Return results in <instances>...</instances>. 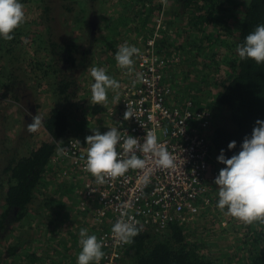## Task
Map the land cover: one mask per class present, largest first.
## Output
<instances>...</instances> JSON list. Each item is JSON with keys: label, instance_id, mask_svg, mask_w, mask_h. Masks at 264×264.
<instances>
[{"label": "trees", "instance_id": "trees-1", "mask_svg": "<svg viewBox=\"0 0 264 264\" xmlns=\"http://www.w3.org/2000/svg\"><path fill=\"white\" fill-rule=\"evenodd\" d=\"M163 1H118V11L113 12L103 20L104 26L107 27L106 34L83 36L88 28L80 22L72 30L80 31V40L84 43L82 44L81 41V43L78 42L73 45L70 40H55L51 28L46 27L43 35L38 34L36 30H31L33 26L36 25L37 27L42 15L47 18L46 21L50 20L49 14L52 8L47 5L46 0H21L24 5L26 21L14 31L13 38L8 45L5 43V39L0 38V57L4 58L3 50L9 55L11 51L5 47L14 46V39H18L21 35L33 42L36 48L34 55L42 50L49 53L51 60L46 66V71L43 68L44 63L38 62L39 66L35 65L37 74L34 75L35 79L31 80L33 83L37 82L36 86L38 87H42L44 82L48 83L49 93L51 94L49 95L54 98L55 102H58L57 106H54L43 119L42 125L45 135L55 140H64L72 133L84 132L86 125L83 120L72 126L75 122H71L70 118L73 120L74 116L69 118L70 113L66 109L68 107L64 105H66V102L71 103V99L75 97L74 92H69V90L75 91V88H72V86H75V81L66 74H62L59 65L70 64L75 66L79 64L80 67L87 68L88 71H92L93 68H102L108 75L113 76L116 72L117 78L120 77L121 74L116 70L118 64L115 59L119 47L125 44L138 47L147 37L156 34L157 19L163 16L162 8H160ZM169 1L176 8L174 7L175 9L171 10V12L174 11V14H172L173 20L165 18L162 22L164 28L161 32L158 30L161 34L159 32L156 34V37L163 36L159 47L164 54L173 55L179 51L180 47L171 48V46L174 47L177 44L174 39L175 35L172 33L182 36L180 39H183V43L188 41L192 35L199 37L193 39V41L199 40L200 42L195 41L188 46L189 52H195L194 56L192 58L185 57L183 60L178 58L179 61L176 64H185L183 65L185 68H187V65L199 67L200 70L196 74H198L197 79L201 80V83L207 79L203 75L205 71L209 70L213 60L220 56L219 50L232 47L227 41L231 38L236 40V43H232L233 47H237V45L243 43L244 38L257 25L264 24V0H248L242 7L240 18L230 14L229 8L233 2L232 0ZM101 9L104 10V8ZM178 10L181 12H178ZM30 15L34 18H31ZM231 20L236 24L233 31L228 26ZM175 23H179L180 26L173 27ZM72 30L68 36L71 37V40L74 37ZM222 32L227 36H223ZM231 35L232 37L229 38ZM197 42L199 44L195 45ZM100 59H103V62ZM197 60L201 62H197ZM90 62H94L93 67L88 66ZM222 62L228 65L231 75L227 80L219 83L215 82L217 92L213 104L208 105L210 110L207 109L211 113L220 109L225 114L223 120L227 125L214 123V116L212 115L210 129L215 154V167L219 169L225 167V165L217 162L220 150L224 149L226 157L230 158L240 150L243 139L250 136L255 121L257 119L264 120V64L257 65L252 60L242 61L238 53L236 55L235 53L225 55L221 59ZM176 64H173L170 68H173ZM3 69L0 68V90L5 89L8 85L3 82ZM91 80L94 83L92 76ZM171 88H174V85H171ZM173 94L177 98V92L173 91ZM195 96V94H190L187 99H192L196 108L205 109ZM179 99L185 100L181 98L177 100ZM231 141H236L237 147L229 151L227 145ZM54 151L55 146L52 143L43 141L35 148L27 150L26 153H11L4 158L0 167V174L5 176L4 179L6 178V180H0V200L3 202L0 211V242L4 235L7 234L8 236L10 234V231L7 230L10 221L21 222L23 219H33V216L37 215L39 217L36 220L38 224L44 223L45 227H53L59 217H64L63 214L67 206L61 199L63 197L66 199L73 197L72 186L63 188L64 179L62 178L59 179L56 185L58 187L55 194L46 192L50 187L55 186H51L49 183V187L48 183L45 182L47 174L50 173L49 165ZM207 196H209V193ZM190 223L172 224L162 234L153 233L152 230L141 232L134 239V242L129 244L126 253L127 261L129 264H264V232L256 233L255 231L253 233L255 244L257 245V241H261L262 245L241 261H220L204 253L200 243L187 239ZM261 228L264 229V225ZM16 244L18 245V242ZM16 244L10 245L6 242L3 245L0 243L2 249V251L0 250V258H2L5 250L9 257H12L9 262L16 259V257L18 258L19 256L15 252L18 250ZM29 258L31 264L35 263V254L31 253ZM123 264H126V260L123 261Z\"/></svg>", "mask_w": 264, "mask_h": 264}, {"label": "rangeland", "instance_id": "rangeland-1", "mask_svg": "<svg viewBox=\"0 0 264 264\" xmlns=\"http://www.w3.org/2000/svg\"><path fill=\"white\" fill-rule=\"evenodd\" d=\"M118 1L124 0H46L47 5L52 8L49 14L50 20L46 21L47 18H44L42 15L37 27L35 25L31 30H36L38 34L43 35L46 27L51 28L53 29V37L55 40L62 41L66 39L70 40L73 45H76L82 41L80 40V31L72 30V28L75 29L81 22L88 28L83 36L106 34L107 27L104 26L103 20L113 12L118 11ZM232 1L231 7L229 8L230 14L240 18L242 7L248 0ZM168 3L167 1L163 5V11H165L166 15L157 20L161 22L165 18L173 20L172 14H174V11L171 12V10L175 5L170 3L169 6ZM101 8H104V10ZM178 12L181 11L178 10ZM30 17L34 18L31 15ZM178 26H180L179 23L173 25L176 28ZM228 26L233 31L236 24L231 20ZM71 30L74 32L72 40L71 37H68ZM45 34L47 35L46 32ZM172 34L175 35L174 39L177 41V44L174 47L171 46V48L176 49V47H180V49L173 55L168 54V57H174L175 55L176 58L181 60L185 59V57L192 58L195 52H189L188 46L195 41L200 42L199 40L193 41V39L199 37L192 35L188 41H184L183 43V39H180L182 36H178L177 33ZM222 34L225 37L227 36V34L224 35V32ZM231 37L232 35L229 38ZM162 39L163 36L160 38V41ZM9 41L5 40V43L8 45ZM198 42L195 45L199 44ZM227 42L232 47L219 50L220 56L215 58L209 70L207 69L205 71L203 75L207 79L202 83L201 80L197 79L198 74H196L200 68L195 65L192 67L187 65V68H185L183 66L185 64L178 63L173 68H168L165 71L170 85H174L173 91L177 92V98L186 99L190 94H195V98H197L201 106L210 110L208 105L213 104L217 92L215 82L219 83L227 80L231 75L228 65L223 62L221 63V59L227 54L235 53L236 55L237 53L238 45L237 47H233V43H236V40H232L231 38ZM13 43L14 46L5 47L11 51L9 55L3 50L4 58L0 57V68H4L2 72L4 73L3 82L8 84L5 89L0 90V167L6 155H10L11 153L18 154L20 152L26 153L27 150L38 146L40 142H48V136L45 135L43 125L35 132H29L27 126L33 122L32 117L35 115H39L44 119L58 103L50 96L48 83L44 82L42 87H38L36 86L37 82L33 83L31 81L35 79L34 75L37 74L35 65L39 66L37 64L38 62L44 63L43 68L46 71V66L51 60L50 55H48L49 53L42 50L34 55L36 48L33 42L29 41L27 37L25 38L24 35H21L18 39H14ZM203 48L205 47L203 46ZM101 62H103V59ZM197 62L201 61L197 60ZM93 63L90 62L88 66L93 67ZM59 67H61L62 74H66V76L75 81V86H72V88H76V91L78 90L79 92L80 90L83 91V86H86L88 82L86 76L89 78L91 71H88L87 68L80 67L79 64L75 66L60 64ZM35 70L36 72L34 73ZM116 70L119 73L121 72V68L118 66ZM115 80L119 82V88H122L124 82L127 81V77L121 76ZM69 92L74 91L69 90ZM114 92L116 94L118 89H115ZM75 99L73 98V100ZM64 106L68 107L66 109L70 113L69 118L74 116L73 120L70 118L71 122H75L72 126L84 120L82 118L85 115L82 101H79V103L66 102ZM211 114L214 116V123L227 125L223 120L225 115L223 111L218 109ZM75 119L78 120L75 121ZM91 120L92 114L89 113L87 121L89 122ZM92 124L95 123H91L90 128ZM78 133H72L69 137L75 138L83 145L82 143L84 141L82 140H86L85 131ZM49 166L50 173L47 174L48 176H46L45 182L48 183L47 185L50 183L51 186H55L50 187L49 185L50 189L48 191L46 190L48 194H55L57 192L56 188L58 186L56 185L59 179L62 178L64 179L62 184V186L64 185L63 188L65 186H72L71 191L74 193L73 197L71 199H66L65 197L61 199L67 205L65 213L63 214L64 217H59L53 227H45L44 223L38 224L36 220L39 217L37 215H34L33 219H23L21 222L10 221L7 226L10 234L8 236L7 234L4 235L0 243L4 245L7 242L13 245L18 242V245L16 244L18 250L15 252L19 257L9 262V259L12 257H9V254L5 250L2 258H0V264H31V259L29 258L31 253L36 255L35 263L32 262L33 264H77V256L81 251L78 243L80 230L86 228L90 235L94 234L95 226L90 224L92 215L91 204L89 205V203L84 202L86 200L83 199L86 183L89 178L81 174L70 164L68 159H61L59 156H56L55 151ZM4 177L0 174V180H6ZM217 193L218 189L214 184L208 196L210 197V203L202 207L198 215L194 218V221L190 223L187 239L200 243L202 245V251L209 254L215 260L241 261V259L247 257L252 251L261 247V241H257V245L253 241V233L255 231L256 233L264 232V229L261 228L264 225L263 220L246 224L232 217L228 214L227 209L221 210L217 208ZM77 199H79V203H77ZM2 205L3 202L0 200V211ZM0 250L2 251L1 248ZM126 264H129L127 258Z\"/></svg>", "mask_w": 264, "mask_h": 264}, {"label": "built area", "instance_id": "built-area-1", "mask_svg": "<svg viewBox=\"0 0 264 264\" xmlns=\"http://www.w3.org/2000/svg\"><path fill=\"white\" fill-rule=\"evenodd\" d=\"M157 24L156 34L163 29L160 20ZM156 34L137 47L140 52L134 57L133 70L121 69L120 76L127 77V81L113 108H118L117 128L122 136L134 135L143 143L145 135L154 132L159 145L174 156L175 167L162 168L151 154L138 152L150 171L147 185L141 183L143 171L139 169L129 170L123 177L106 176L99 183L86 170L88 148L73 137L55 140L48 136V142L55 146V155L68 159L89 178L84 197L96 202L91 222L95 227L104 226L95 232L105 253L100 264H123L126 260L129 244L118 242L112 233L117 220L133 218L142 227L141 232L152 230L158 234L172 224L193 222L202 207L210 203L207 194L220 171L215 167L211 142L212 114L196 108L192 99L177 100L174 96L165 71L178 58L161 51L162 35ZM127 110L133 117L124 120ZM118 151L123 153L119 147Z\"/></svg>", "mask_w": 264, "mask_h": 264}, {"label": "clouds", "instance_id": "clouds-1", "mask_svg": "<svg viewBox=\"0 0 264 264\" xmlns=\"http://www.w3.org/2000/svg\"><path fill=\"white\" fill-rule=\"evenodd\" d=\"M167 1L170 6L169 0L161 3L163 16L166 15L163 5ZM25 21L26 14L21 0H0V38L11 40L14 31ZM139 52L140 49L135 46H120L115 56L118 66L131 72L135 63L134 57ZM237 53L242 61L252 60L257 65L264 64V24L257 25L244 38L243 43L237 47ZM91 76L94 78L92 101L95 105H103L107 102L108 90L118 89L119 82L102 68H93ZM130 117L133 116L127 110L124 120ZM32 120L27 126L29 132L37 131L43 123L39 115L32 117ZM86 144L89 145L86 170L99 183H103L106 176L123 177L129 170L139 169L143 171L141 183L147 185L150 182V171L146 170V159L138 156V152L151 154L156 164L162 168L175 167L174 156L159 145L154 132L147 133L141 143L138 137L130 134L122 136L116 127H112L103 134L96 130L93 135L86 137ZM118 147L123 153L118 151ZM236 147V141L227 145L229 151ZM58 151L63 153L64 149ZM217 162L225 165L214 179L218 189L217 208L227 209L229 215L246 224L264 220V120L255 121L250 136L243 139L240 150L230 158L221 149ZM141 231L142 227L133 218L119 219L112 227L114 237L124 244L133 243ZM78 243L81 251L77 256V264H100L105 253L102 250L103 244L96 235H90L86 228H82Z\"/></svg>", "mask_w": 264, "mask_h": 264}, {"label": "crops", "instance_id": "crops-1", "mask_svg": "<svg viewBox=\"0 0 264 264\" xmlns=\"http://www.w3.org/2000/svg\"><path fill=\"white\" fill-rule=\"evenodd\" d=\"M111 77L114 79H117L116 72ZM86 79H88V82L86 83V86L85 85L83 86L84 87L83 91L80 90V92H76V88H75L74 98L76 99L75 100L71 99V100L72 102H76V103L77 102L79 103V101H82V106H83V110L85 113L84 117L82 118L86 122L84 131H85L86 137H88L90 135H93L96 130H99L103 134L107 132L109 128H112V127L117 128V126H119V120L118 118H116V115L118 114V108H113V107H114V104H116V102L118 101V99H120L121 88H118V92L116 94L114 90L109 89L107 93V97H108L107 102L104 103L103 105H98V104L95 105V103L92 101L91 89H92L93 82L91 80V74L89 78L86 76ZM117 97L118 99H116ZM111 105H113L112 108H110ZM89 113L92 114V120L88 122L87 117ZM91 123H95V124H92L90 128ZM82 141H84L82 143L83 146L89 147V145L86 144V140H82ZM83 199L86 200L84 202L89 203V205L91 204V210L94 214L96 202L95 201L91 202L90 200H87L84 196H83ZM77 203H79V199H77ZM90 224L92 225L91 220H90ZM103 228L104 226H96L95 232L96 230L98 232V229H103ZM95 232H93L94 235H95Z\"/></svg>", "mask_w": 264, "mask_h": 264}]
</instances>
